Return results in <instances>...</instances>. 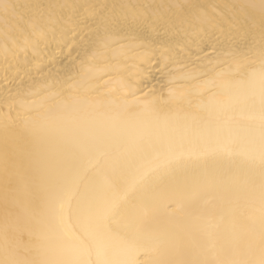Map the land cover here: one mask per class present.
<instances>
[{"label":"bare ground","instance_id":"bare-ground-1","mask_svg":"<svg viewBox=\"0 0 264 264\" xmlns=\"http://www.w3.org/2000/svg\"><path fill=\"white\" fill-rule=\"evenodd\" d=\"M3 2L0 260L119 254L130 220L167 242L135 264L258 260L264 0ZM62 175L114 206L99 232L40 234L31 212Z\"/></svg>","mask_w":264,"mask_h":264},{"label":"snow or ice","instance_id":"snow-or-ice-1","mask_svg":"<svg viewBox=\"0 0 264 264\" xmlns=\"http://www.w3.org/2000/svg\"><path fill=\"white\" fill-rule=\"evenodd\" d=\"M0 7L8 10L11 5L0 0ZM262 131L261 140L264 143V90L261 93ZM261 165L264 167V151L261 152ZM114 206L101 204L96 198L80 195L75 189L70 177L66 175L52 179L47 189V199L39 213L31 212L34 224L41 235L54 230L70 231L72 228L81 227L88 231L99 232L102 225L112 216ZM128 227L131 239H123L120 253L117 254L112 246L103 241L95 247L96 260L92 261V250L80 246L78 256L80 258L66 261L65 264H135L131 254L141 248L160 249L167 243L165 240L149 235H140L135 220H130ZM9 224L5 220V253L8 254ZM84 257H87L85 259ZM0 264H21L13 258L0 260ZM36 264V262H33ZM159 264H167L161 261ZM245 264H264V216L261 220V239L259 246V259L247 261Z\"/></svg>","mask_w":264,"mask_h":264}]
</instances>
